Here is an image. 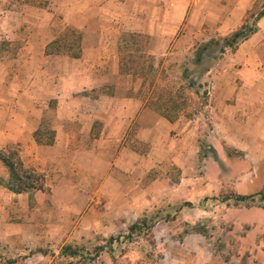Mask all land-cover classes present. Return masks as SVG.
<instances>
[{
    "label": "crops",
    "instance_id": "obj_1",
    "mask_svg": "<svg viewBox=\"0 0 264 264\" xmlns=\"http://www.w3.org/2000/svg\"><path fill=\"white\" fill-rule=\"evenodd\" d=\"M252 1L145 0L156 14L160 10V14L151 18V7L146 5L143 22L146 27L156 28L150 31L151 37L169 42L167 26L178 25L187 32L204 26L226 31L225 37L240 25ZM139 7L134 6L135 10ZM0 10L4 12L0 20L4 19L6 40L18 39L22 30L29 29L25 57L34 75L44 72L43 67L52 68L56 55L78 58L82 51H93L88 46L83 50L81 35L82 50L78 57L66 52H48L46 47L56 35L49 36L53 17L47 8L14 0L4 3ZM98 38L94 42L100 41ZM225 56L224 63L209 71L212 73L206 107L211 125L206 132L199 129L202 125L197 121L193 123L186 117L169 120L144 101L127 96L128 85L115 83L110 98L94 99L93 103L68 100L51 105L34 96L36 90L42 89L43 93L47 90L44 86L50 84L49 78L29 75L27 80L15 76L2 79L0 84L6 93L0 103V149L18 147L23 166L42 176L41 188L12 191L5 186L9 170L0 159V202H4L5 208L14 201L22 211L15 208L21 222L11 221L10 217L9 222H4V236L19 229L21 232L23 228L19 226H37L38 220L35 222L26 214L36 203L48 201L50 211L62 207L79 212L74 203L100 201L109 183L119 190L114 196L130 201H182L193 205L192 208L183 205L168 220H159L152 227L156 246L163 252L162 264H264V220L257 216L262 212L260 216L264 217V210L246 206L244 200L236 199V195H254V198L264 190V16L258 20L256 32ZM86 71L82 72L86 74ZM115 72L113 68L108 71ZM79 78L71 88L86 90L89 79L79 81ZM91 84L100 83L92 81ZM80 97L89 98L84 94ZM95 120L102 122L97 124L100 129L94 130ZM45 134L47 137L43 139ZM201 136H205L211 148L203 157L199 155ZM229 148L243 152L249 161L241 159L234 169ZM239 156L242 157L241 153ZM173 167L179 176L172 182L175 188L170 190L167 185ZM156 187L160 190H154ZM227 192L234 194L235 202L231 198L224 200L226 204L230 202L225 208L224 220H231V232L246 227L236 245L241 250H249V254L237 259V263L216 258V246L203 231L185 232L179 237L184 223L212 215L195 203ZM134 208L132 221L139 216ZM225 242L227 246L229 243ZM131 264L155 263L137 260Z\"/></svg>",
    "mask_w": 264,
    "mask_h": 264
},
{
    "label": "rangeland",
    "instance_id": "obj_2",
    "mask_svg": "<svg viewBox=\"0 0 264 264\" xmlns=\"http://www.w3.org/2000/svg\"><path fill=\"white\" fill-rule=\"evenodd\" d=\"M13 1L0 0V6L4 7V3ZM24 2L47 8L52 13L49 36L71 35L70 33L76 30L84 37L83 50L88 46V49L93 51H82L83 53L78 58H72L66 54L56 55L58 57L52 62V68L43 67L44 72H36L34 75L31 71L33 69L29 70L30 64H28V58L25 57L29 29L22 30L18 39L6 40L4 19H1L0 82L7 76L26 77L25 80L29 75L49 78L50 84L44 86L47 90L44 93L42 89L36 90L34 96L39 97L41 101H49L51 105L55 102L61 105L63 101L68 100L93 103L94 99H108L114 92L115 83L128 85L127 96L145 101L152 88L167 87L171 91H179L183 85L194 81L193 89L186 87L183 91L186 104L178 117L190 118L193 123L197 121L202 125H199V129H204L205 132L210 128L211 123L206 107L210 75L218 63H224L225 54L233 52L241 42L235 49L227 48L222 54L214 51V57H218L213 58L215 61L210 59L208 52L200 64H195L194 58L201 44L212 38H223L226 31L209 30L204 26L187 32L183 26L178 25L167 26L166 32L169 33L170 42L151 37L150 31L156 28L146 27L143 22L146 9L144 7L151 5L145 0H24ZM135 5L140 6L138 10H135ZM263 5L264 0H253L242 21L246 19L252 21V17L262 9ZM150 7L151 18L155 15L158 17L160 10L156 14L153 6ZM0 17H4V12L1 10ZM157 29L161 30L158 26ZM131 35H135L136 38ZM143 35L145 37L141 40L140 36ZM64 36L67 38V35ZM97 37L100 41L96 43L94 41ZM121 57H124L125 62L120 66ZM112 68L116 72L108 73ZM1 69H5V72L3 73ZM70 69L75 73L73 71L71 73ZM85 69H87L86 74L82 72ZM142 69L145 72L148 70L145 81H143ZM78 77H80L79 81L89 79L90 86L86 90L71 88ZM92 81H98L100 84L92 86ZM205 90L207 93L204 95L202 93ZM5 93L6 90L0 84V103L4 100ZM82 94L89 98L80 97ZM97 124L101 125L102 122L95 120L94 130L101 128ZM103 128L107 129L106 126ZM46 137V134L43 135V139ZM198 144L200 157L211 152L205 136L199 138ZM229 153H232L234 159L232 162L234 169L241 159L244 162L249 161L244 157L243 152H236L234 148H229ZM240 153L242 157L239 156ZM178 176V170H174L173 167L167 185L170 190L175 188L172 182L178 179ZM115 186L106 184L104 198L102 197L98 202L74 203L80 208L79 212L76 209L68 211L62 207L50 211L51 205L48 201L36 203L35 208L26 214L35 222L38 220L37 226H28L29 228L19 226L18 228H23V230L20 232L21 229H19V232L9 234V236H4L2 233L6 227H4V222H9V217L11 221L21 222L15 208L19 209L20 213L22 211L14 201L6 205L7 208L10 207V210L4 208L3 201L0 202V264H131L132 261L137 260L162 264L163 252L156 246L152 227L159 220H168L185 203L163 200L141 202L137 199L130 201L126 197L121 198L120 195L119 197L114 196L113 193L119 192L115 190ZM154 190L158 191L160 187ZM140 193L141 191L138 195ZM226 198H231L232 203L235 202L234 194L227 192L208 196L201 202L195 203L198 207L211 212L212 215L203 217L200 221L184 223L183 232L179 234V237L185 232L203 231L216 246V258L237 263V259H241L242 256L245 258L249 254V250H241L236 245L239 241L238 236L246 227L239 232H231V220L226 222L223 216L226 206L230 204V202L227 204L224 202ZM244 203L260 211L264 210V201L260 196L247 198ZM186 206L192 208L193 205ZM134 207L137 208L139 216L132 221ZM140 209H143L142 212ZM260 213L257 215L258 219L264 220ZM4 217L7 218L4 219ZM138 220L139 226L128 238V227ZM25 221L30 220L25 219ZM113 224H116L115 228ZM225 241L229 243L227 246ZM65 246H70L75 254H66L63 250Z\"/></svg>",
    "mask_w": 264,
    "mask_h": 264
},
{
    "label": "trees",
    "instance_id": "obj_3",
    "mask_svg": "<svg viewBox=\"0 0 264 264\" xmlns=\"http://www.w3.org/2000/svg\"><path fill=\"white\" fill-rule=\"evenodd\" d=\"M264 16V5L262 9L252 17V21H248L247 19L242 21L241 24L232 31L229 35L219 38V39H210L206 41L204 44H201L199 48H197L195 52V64H200L208 52L210 59H215L218 57H214V51H218L217 53H224L227 48L235 49V47L245 39H247L251 34L256 32L257 30V22L258 20ZM72 30V29H71ZM73 31V30H72ZM73 32H75L73 34ZM69 34H64L66 36H56L46 47V50L51 53H60L66 52L71 56L78 57L80 51V36L81 34L78 33L76 30ZM133 38H136L135 35ZM70 37V38H69ZM145 36H140L142 40ZM210 51V52H209ZM216 54V52H215ZM122 61H120V66L124 64L123 61L124 57H121ZM212 61H215V60ZM211 67V66H210ZM148 71V70H147ZM147 71L145 72L142 69L143 81L148 76ZM154 71V70H153ZM122 72H124L122 70ZM126 74H130L129 72H125ZM146 76V77H145ZM184 78V77H183ZM195 82H189L187 85H183L179 88V91H171L167 89V87L162 88H152L151 92L146 97L144 103L161 115L166 117L169 120H175L180 115V112L184 110L186 99L183 98V91L186 87L194 88ZM200 86V85H199ZM182 92V93H179ZM196 92V91H195ZM207 91H203L202 94H206ZM182 94V95H181ZM196 94H198L196 92ZM155 97V100L153 98ZM39 141V140H38ZM50 142V141H48ZM0 159L2 162L7 166L9 170V178L5 182V186L12 191L15 192H22L29 190L31 188H41L42 184L40 183L42 176L32 170L26 169L18 155V147H10L6 150L0 149ZM261 200L264 201V193L260 191L257 193ZM254 195H236L237 200H245L247 198H253ZM191 203L185 202V205H190ZM139 220L134 222L128 227V238L131 236L132 233L135 232V229L139 226ZM66 254L73 255L75 251L71 250L70 246H65L63 248Z\"/></svg>",
    "mask_w": 264,
    "mask_h": 264
}]
</instances>
